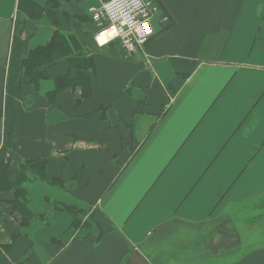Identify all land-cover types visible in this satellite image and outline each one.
<instances>
[{
	"label": "crops",
	"instance_id": "1",
	"mask_svg": "<svg viewBox=\"0 0 264 264\" xmlns=\"http://www.w3.org/2000/svg\"><path fill=\"white\" fill-rule=\"evenodd\" d=\"M32 1L39 17L0 0V165L13 181L21 165L43 163L46 178L23 169L27 220L13 208L14 191L0 190V264H128L136 251L153 264H264V235L244 237L240 227L212 237L236 230L243 252L233 259L235 249L184 263L165 244L176 225L222 217L258 225L264 0H153L155 34L135 51L95 42L91 10L106 0ZM56 35L66 52L54 53L46 78L24 75L6 148L14 42L24 59ZM66 206L88 221L74 226Z\"/></svg>",
	"mask_w": 264,
	"mask_h": 264
},
{
	"label": "trees",
	"instance_id": "2",
	"mask_svg": "<svg viewBox=\"0 0 264 264\" xmlns=\"http://www.w3.org/2000/svg\"><path fill=\"white\" fill-rule=\"evenodd\" d=\"M18 7L20 10L25 11L30 17H39L41 14V9L32 0H19ZM59 35H56L54 40L45 48H39L37 50L31 51L27 58H21V52L23 48L22 44L16 39L13 46L12 56L10 59V70L7 79L6 87V106H5V133H4V146L6 148L12 149L14 143V113L17 99L24 98L22 93L23 77L26 75L30 82L36 83L42 78H46L47 71L50 66L55 62L53 57L55 52L65 53V49L61 45V41H58ZM36 54V55H35ZM31 104V102H30ZM28 165H21L15 179L10 180L8 175V167L5 164L0 165V190L11 189L15 193V198L12 201L13 208L15 210L23 213L25 220L30 218L28 211V201H29V190L25 185L27 181H30V176L25 172L27 166H30L31 173L40 179L46 178L45 166L43 163H27ZM56 180H54L55 182ZM66 210L71 212L75 217L74 226L78 222V215L81 209L75 206H66ZM223 230V229H222ZM223 232V231H222ZM223 239L226 242L223 245L224 249L220 250L222 253H227L228 251L236 250V246L239 243V237L235 229H224L222 233ZM230 242V248L227 247Z\"/></svg>",
	"mask_w": 264,
	"mask_h": 264
},
{
	"label": "built area",
	"instance_id": "3",
	"mask_svg": "<svg viewBox=\"0 0 264 264\" xmlns=\"http://www.w3.org/2000/svg\"><path fill=\"white\" fill-rule=\"evenodd\" d=\"M159 6L153 0H106L91 10L98 29L94 35L98 46L118 41L129 51H135L155 34L154 18ZM163 21H168L163 17Z\"/></svg>",
	"mask_w": 264,
	"mask_h": 264
},
{
	"label": "rangeland",
	"instance_id": "4",
	"mask_svg": "<svg viewBox=\"0 0 264 264\" xmlns=\"http://www.w3.org/2000/svg\"><path fill=\"white\" fill-rule=\"evenodd\" d=\"M84 213L83 210L80 211V214L78 215V222L76 225H84L85 222L88 220H84L80 217ZM260 217L252 218V222L256 221L258 222V225L249 226L247 229H245V219L240 220V223L237 225V220L235 222L232 220V222L225 217H222L220 219H217L213 221L212 223L204 226V227H196V228H185L183 225H176L173 229L170 230L169 236L167 234V238L165 239V244L167 246V250L170 253V256L178 257L181 256L180 260H185L184 263H200L206 260V263L213 262V259H211L210 256L220 255V248L223 247V242L225 243L226 240L222 239V236H218L215 240H212V237H214L215 229L219 227L220 228H229L233 227L238 230V227L241 228V233H243L244 237H252L256 235L263 234L264 235V210H261ZM258 216V215H257ZM231 223V224H228ZM216 231H219L216 229ZM221 233L224 232V230H220ZM223 231V232H222ZM247 235V236H246ZM201 238L204 240V242L201 240ZM206 239V242H205ZM220 239V240H219ZM254 242V241H253ZM260 243H264V238L261 239ZM184 244V248H181ZM208 247V248H207ZM217 252L219 254H217ZM243 252V247H239V249L236 251V253L232 254L229 259H233L240 255ZM194 253H198L199 255L196 256ZM208 256V257H207ZM208 261V262H207Z\"/></svg>",
	"mask_w": 264,
	"mask_h": 264
},
{
	"label": "water",
	"instance_id": "5",
	"mask_svg": "<svg viewBox=\"0 0 264 264\" xmlns=\"http://www.w3.org/2000/svg\"><path fill=\"white\" fill-rule=\"evenodd\" d=\"M128 264H153L143 253L136 251L131 256Z\"/></svg>",
	"mask_w": 264,
	"mask_h": 264
}]
</instances>
